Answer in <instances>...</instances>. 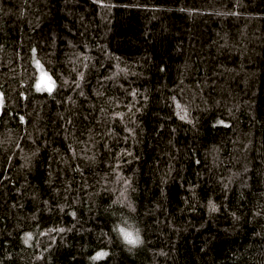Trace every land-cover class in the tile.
<instances>
[{
  "label": "trees",
  "instance_id": "16d2710c",
  "mask_svg": "<svg viewBox=\"0 0 264 264\" xmlns=\"http://www.w3.org/2000/svg\"><path fill=\"white\" fill-rule=\"evenodd\" d=\"M0 264H264V0H0Z\"/></svg>",
  "mask_w": 264,
  "mask_h": 264
},
{
  "label": "rangeland",
  "instance_id": "374dc122",
  "mask_svg": "<svg viewBox=\"0 0 264 264\" xmlns=\"http://www.w3.org/2000/svg\"><path fill=\"white\" fill-rule=\"evenodd\" d=\"M39 84L42 85L43 87H48L49 86V80L47 79L46 76L41 75L39 79Z\"/></svg>",
  "mask_w": 264,
  "mask_h": 264
}]
</instances>
